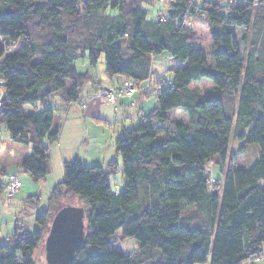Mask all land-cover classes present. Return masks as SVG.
Instances as JSON below:
<instances>
[{
    "label": "trees",
    "instance_id": "1",
    "mask_svg": "<svg viewBox=\"0 0 264 264\" xmlns=\"http://www.w3.org/2000/svg\"><path fill=\"white\" fill-rule=\"evenodd\" d=\"M151 3L0 0L6 45L0 50V126L8 134L0 137V197L1 176L11 166L34 183L47 177L50 147L60 136V128L51 130L49 95L65 89L57 106L62 109L79 100L86 84H96L88 72H76V60L88 58L95 66L103 57L107 80L122 76L137 92L147 83L155 97V108L136 127L120 129L105 168L79 159L63 163V180L35 214V227L27 230L17 220L0 241V264H35L33 252L65 196L76 197L85 209V239L71 264H201L209 254L210 264L264 258V59L258 65L247 53L253 26L264 27V17L255 22L264 0H166L159 2L166 5L163 13L149 16ZM187 16H200L208 26L210 63ZM18 40L22 46L13 51ZM162 54L175 64L168 84L150 76L152 58ZM201 79L213 83L211 94L190 88ZM222 96H236L235 117ZM175 109L186 123L169 118ZM236 125L249 127L237 135L240 151L255 143L259 157L246 170L228 168L220 186L211 189L205 163L215 156L225 160ZM117 158L120 192L109 181ZM40 198L29 195L25 202L37 205ZM189 207L204 216L199 225L182 222ZM118 230L137 240V252L112 248Z\"/></svg>",
    "mask_w": 264,
    "mask_h": 264
},
{
    "label": "rangeland",
    "instance_id": "2",
    "mask_svg": "<svg viewBox=\"0 0 264 264\" xmlns=\"http://www.w3.org/2000/svg\"><path fill=\"white\" fill-rule=\"evenodd\" d=\"M166 9V5L159 3L155 0H152V3L150 5L146 6V10L148 12V15L153 16L163 13ZM256 16H255V22L257 21L256 18L258 17H264V8H261V6H257L256 8ZM186 25L190 27L197 36V45L205 52L207 62L210 63V50H211V41H210V35L208 26L204 20V18L197 16V17H186ZM264 26V24H263ZM262 26V27H263ZM264 27L262 29L258 28V24L254 25L249 39V45L247 49L248 56L252 57L253 59H258V65H261L263 62L264 57ZM6 43H9V41L6 40ZM22 40H18L12 48L13 51L17 50L22 46ZM10 44V43H9ZM124 45V44H122ZM5 41L3 38L0 37V50L4 48ZM8 50V47L6 48ZM161 57L159 60L153 62L154 68L156 71H154V77H159L165 80L166 84L170 83L173 78V72L170 70L171 67L175 66L174 62H172L169 59H163ZM2 58L0 57V60ZM104 60L103 57H100L97 64L95 66H91L89 64L88 58H80L75 61V69L77 73H84L88 72L92 77L93 80H106L105 74H104ZM127 82V81H126ZM108 83V81H107ZM135 89V93L131 96H128L132 99L131 104L136 105L134 100V95L137 93L136 87L133 85ZM190 88L193 90H196L202 95H209L212 93L213 90V83L208 79H201L198 82L193 83L190 85ZM65 89L55 91L51 93L48 97V106L53 111V127L51 130H54V128L57 126L59 122V109L58 104L62 100L61 95L64 93ZM113 91V90H112ZM112 91H109V93H112ZM116 94V93H115ZM2 97V81L0 80V99ZM120 96L118 97V99ZM226 97H220L221 101L227 108V110L233 112L234 117L236 114V106H237V98L236 96H232L229 99H225ZM117 99V100H118ZM104 100L109 103L110 101L107 100V94L104 97ZM103 103V99H102ZM103 105V104H102ZM112 105V104H111ZM82 108H85V105L81 106ZM119 109L117 111H113L112 107L107 104V117L113 118L115 121L108 122L107 126L110 129V140L108 141V145L105 148L107 152L112 148L111 146L114 145L115 138L120 131V129H131L133 127H136L140 123V119L138 117V109L137 107L132 106H124L123 109H120V106L117 105ZM114 108V106H113ZM82 116V115H81ZM80 116V117H81ZM169 118L171 120H177L181 121L183 123L187 122L186 115L180 110L175 109L169 112ZM92 126V124H90ZM98 125V123H96ZM243 130L248 131L249 127L242 125L240 128L239 126H235L233 135L231 137V141L229 144V152L225 158V160L222 162L221 159L218 156H215L214 159L211 161H208L205 163V168L207 171V174L209 176L210 181V188L211 189H217V187L220 186L224 179V174L228 170V168H238V169H248L259 157V147L255 143L251 144H245L244 149L240 151V148L242 144L238 140V134ZM8 135L5 131L3 126H0V137ZM110 146V147H108ZM75 151L78 152L80 156H82V153L84 152L83 148H78ZM114 157V156H113ZM109 162V161H108ZM118 166L117 168L110 174L109 181L111 185V189L114 192H120L124 189L123 180H122V173H121V163L120 159L117 158ZM51 167V179H55V177L58 175L57 181L53 182H61L63 180V165L60 161V156H57L55 154H52L50 163ZM61 171V176H60ZM16 177L18 181L20 182V187L18 190L12 195L7 196L4 193V196L0 197V241L5 242V238L10 236V234L13 231V228L15 226V223L17 220H20V225H22L25 229L32 230L35 227L34 222V216L39 211L46 208L47 201L45 200V197L48 196L49 189L51 188V185L49 187H41L40 193H31L28 191V183H32L29 174L19 171L17 173ZM9 176L5 181L3 180L4 176H1L3 182H7V180L10 178ZM55 183V184H56ZM22 185V188H21ZM21 188V190H20ZM36 196L40 195V201L37 205L29 204L25 202V198L27 196ZM64 205H75V206H83L84 204L79 201L76 197H70L65 196L62 200V206ZM58 207L53 214L60 208ZM52 214V215H53ZM181 217L186 218L188 217V220H182L184 224L188 225H199L201 223V218L204 217L201 214H198L194 207H189L185 209L181 215ZM46 236V235H45ZM111 245L112 248L118 252L126 253V254H132L138 251V242L136 239L132 237H126L124 238L121 234V231H116L113 236L111 237ZM156 251V250H155ZM263 255H264V246H263ZM33 260L35 264H46L45 257H44V247L42 242L38 245V247L33 252ZM261 260V259H260ZM259 261V260H258ZM264 264V259L258 264ZM201 264H210V254L207 258L206 263Z\"/></svg>",
    "mask_w": 264,
    "mask_h": 264
},
{
    "label": "crops",
    "instance_id": "3",
    "mask_svg": "<svg viewBox=\"0 0 264 264\" xmlns=\"http://www.w3.org/2000/svg\"><path fill=\"white\" fill-rule=\"evenodd\" d=\"M161 57H163L162 60L166 59L165 54L152 58L150 72L151 78H155L153 75L154 71H156L153 67V62L159 60ZM105 78L106 80H95L96 84L94 85L91 83L86 84L80 92V98L77 102H72L63 106L62 109H59V122L54 130L60 128V136L58 142L54 146L50 147V156L52 157V154L60 156L62 165L64 162L71 161L73 159H79L86 165L95 164L105 168L108 161L113 158L114 145L111 146L112 148L108 152L105 150L108 145V141L110 140V129L107 124L110 121H115L113 118L109 119L107 117V104L112 107L113 111H117L119 109L116 107L117 105L120 106V109H123L125 105L137 107L139 119L141 116L149 114L155 108V97L154 94H150L152 90L149 89V84L147 83L142 84L137 94L134 96L136 105H132V99L125 95L120 97L115 102L107 103L104 100L105 95L109 91L121 88L126 80L122 76H116L111 81L107 80L106 75ZM60 104L61 101L59 102V105ZM82 105H85V108H82ZM96 123H98V125H96ZM90 124H92V126ZM52 127L53 121L51 129ZM78 148L84 149L82 156H80L78 152L75 151ZM49 163L47 165L48 173L45 180L40 183L29 182L27 184L29 192L41 194V187L45 186L46 188H50L49 185H51L52 188L55 185L56 182L53 181H57L58 175L55 177V179H51L52 172ZM19 171L21 170L14 166L9 167L4 174L3 180L5 181L9 176L18 177L17 173ZM51 188L49 190H51ZM47 195H49V193ZM47 197L48 196L45 197V200ZM263 259L254 262H245L243 264H258V262L262 261Z\"/></svg>",
    "mask_w": 264,
    "mask_h": 264
},
{
    "label": "water",
    "instance_id": "4",
    "mask_svg": "<svg viewBox=\"0 0 264 264\" xmlns=\"http://www.w3.org/2000/svg\"><path fill=\"white\" fill-rule=\"evenodd\" d=\"M85 209L64 205L52 216L42 239L46 264H71L85 239Z\"/></svg>",
    "mask_w": 264,
    "mask_h": 264
},
{
    "label": "built area",
    "instance_id": "5",
    "mask_svg": "<svg viewBox=\"0 0 264 264\" xmlns=\"http://www.w3.org/2000/svg\"><path fill=\"white\" fill-rule=\"evenodd\" d=\"M166 0H159V2H165ZM116 93V94H115ZM135 93V89L133 84L130 81L124 83L123 87L119 92H112L107 94V100L110 102L117 101L118 97L121 95L131 96ZM20 187V182L16 177L11 176L7 182L5 183V191L4 193L7 196H12Z\"/></svg>",
    "mask_w": 264,
    "mask_h": 264
}]
</instances>
